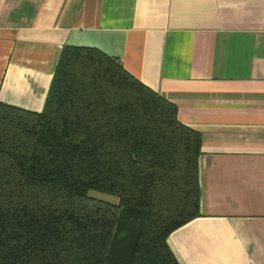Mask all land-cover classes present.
<instances>
[{"label": "trees", "instance_id": "obj_1", "mask_svg": "<svg viewBox=\"0 0 264 264\" xmlns=\"http://www.w3.org/2000/svg\"><path fill=\"white\" fill-rule=\"evenodd\" d=\"M43 102L0 100V264H179L166 237L198 214L201 136L174 102L67 43Z\"/></svg>", "mask_w": 264, "mask_h": 264}, {"label": "crops", "instance_id": "obj_2", "mask_svg": "<svg viewBox=\"0 0 264 264\" xmlns=\"http://www.w3.org/2000/svg\"><path fill=\"white\" fill-rule=\"evenodd\" d=\"M89 45L195 128L198 214L179 264H264V0H0V100L40 110L61 46Z\"/></svg>", "mask_w": 264, "mask_h": 264}, {"label": "rangeland", "instance_id": "obj_3", "mask_svg": "<svg viewBox=\"0 0 264 264\" xmlns=\"http://www.w3.org/2000/svg\"><path fill=\"white\" fill-rule=\"evenodd\" d=\"M90 194H93V195H97V196H102V197H105V198H108V200H110V198L112 199L113 197L110 195H108V194H105V193H101V192H98V191H96V192H94V191H91V190H89L88 191Z\"/></svg>", "mask_w": 264, "mask_h": 264}]
</instances>
